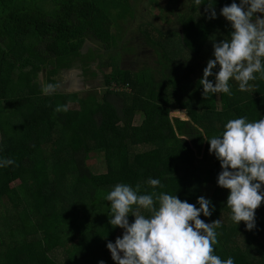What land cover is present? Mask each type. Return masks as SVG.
Returning a JSON list of instances; mask_svg holds the SVG:
<instances>
[{
  "label": "trees",
  "instance_id": "1",
  "mask_svg": "<svg viewBox=\"0 0 264 264\" xmlns=\"http://www.w3.org/2000/svg\"><path fill=\"white\" fill-rule=\"evenodd\" d=\"M126 1L112 0L125 22L133 15ZM233 2L240 0H201L179 22L180 31L155 38L145 32L157 57L152 65L131 72L118 66L99 92L79 96L45 95L38 75L45 71L55 84L58 70L71 67L74 58L88 70L101 52L126 53L127 46H119L123 39L110 32L104 0H0V160L15 161L0 167V264H115L106 245L124 230L109 223L105 197L118 183L139 184L141 194L177 195L197 208L198 197L210 199L212 215L199 218L222 221L213 254L233 257L234 264H264V201L253 230L232 220L230 190L217 184L220 161L200 131L211 138L229 120L264 118L260 73L246 91L233 79L231 96L202 95L199 81L214 59L213 43L229 40L233 31L220 10ZM208 6L217 18L208 19ZM89 43L99 51L94 56L80 53ZM113 82L128 90L109 88ZM62 105L67 111H54ZM176 111L186 117L172 116ZM93 154L102 157L104 172L91 170ZM149 178L164 187L153 189ZM139 214L150 215L142 208ZM128 219L131 224L135 217Z\"/></svg>",
  "mask_w": 264,
  "mask_h": 264
},
{
  "label": "clouds",
  "instance_id": "2",
  "mask_svg": "<svg viewBox=\"0 0 264 264\" xmlns=\"http://www.w3.org/2000/svg\"><path fill=\"white\" fill-rule=\"evenodd\" d=\"M195 4L200 6L201 0H195ZM205 12L208 19L217 18L214 7L208 6ZM220 15L230 22L233 31L229 40L213 43L214 59L207 61L199 81L204 98L218 93L231 96L230 80L239 82V90L246 91L249 81L256 79L254 73L264 78V0L233 2L221 8ZM217 65L219 70L214 72ZM56 88L45 84L42 92L49 95ZM54 111H67V106H57ZM200 131L210 145V154L220 161L222 171L217 184L230 190L227 205L232 220L237 224L243 221L247 230H253L255 212L264 201V118L253 122H248L247 117L229 120L223 133L211 138L203 129ZM14 163L3 159L0 167ZM148 184L153 189L164 187L159 179L149 178ZM105 199L111 202L109 223L124 230L115 243L109 241L106 245L115 264H234L233 257L222 260L213 254L221 219L206 223L199 218L201 213L205 217L212 215L215 206L210 199L198 197L197 208L177 195L155 190L141 194V185L133 188L124 183L116 184ZM141 208L150 215L139 214ZM129 215L135 217L131 224ZM98 264L105 262L100 260Z\"/></svg>",
  "mask_w": 264,
  "mask_h": 264
},
{
  "label": "rangeland",
  "instance_id": "3",
  "mask_svg": "<svg viewBox=\"0 0 264 264\" xmlns=\"http://www.w3.org/2000/svg\"><path fill=\"white\" fill-rule=\"evenodd\" d=\"M126 2L133 14L131 20L126 19V22L118 13V9L113 6L112 0H104L102 7L105 8L107 14L111 15L110 32L123 39L119 46H127L128 52L126 51L121 56L117 48V51L115 49L108 52V54L111 53L110 55L101 52V58L91 62L88 70H82L84 63L82 64L80 60L71 58V60L73 59L69 61L72 63L71 67H61L62 69L58 70V74L54 77V85L57 86L55 93H77L81 96L87 91L99 92L104 84L105 76L114 75L116 67L119 66L124 72H131L142 64L152 65L157 57L144 41V33L146 32L155 38L154 34L157 32L180 31L179 22L198 8L195 0H127ZM85 45L80 53L86 54L91 50L90 54L94 56L96 52H99L93 44ZM90 54H88L89 57H91ZM38 83L41 86L49 84L46 80L45 71L39 73ZM109 88L128 90L127 85L114 82L110 84ZM211 106L219 108L220 102L212 100ZM172 116L185 118L186 114L184 111H176L173 112ZM135 120L139 122L140 117ZM88 164L95 173H101L105 170L100 154H93L88 160ZM123 232L118 231L116 233L113 243L117 237H122Z\"/></svg>",
  "mask_w": 264,
  "mask_h": 264
}]
</instances>
